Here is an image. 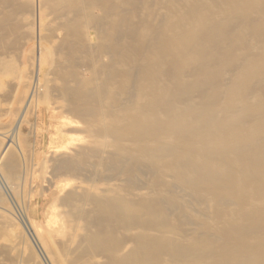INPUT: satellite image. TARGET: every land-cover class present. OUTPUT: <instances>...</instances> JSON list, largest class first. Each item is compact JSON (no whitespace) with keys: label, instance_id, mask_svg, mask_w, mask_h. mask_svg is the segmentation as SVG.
Returning <instances> with one entry per match:
<instances>
[{"label":"bare ground","instance_id":"obj_1","mask_svg":"<svg viewBox=\"0 0 264 264\" xmlns=\"http://www.w3.org/2000/svg\"><path fill=\"white\" fill-rule=\"evenodd\" d=\"M145 1L135 21L141 0H0L2 259L264 264V216L250 203L264 199V0ZM108 78L141 101L121 125L97 119L106 95L121 103ZM50 109L63 115L38 146ZM78 116L99 145L77 143ZM29 155L50 168L42 183L58 181L44 219L16 194ZM104 181L114 194L92 191Z\"/></svg>","mask_w":264,"mask_h":264},{"label":"rangeland","instance_id":"obj_2","mask_svg":"<svg viewBox=\"0 0 264 264\" xmlns=\"http://www.w3.org/2000/svg\"><path fill=\"white\" fill-rule=\"evenodd\" d=\"M141 3V4H140ZM138 3L135 7L136 8V11H132V13L130 14V18L132 20H135V21H138L139 20V17H144L146 16V13H149L151 11V3L150 2H146L145 0H141V2ZM179 5V2H174L172 3V6L174 8H176V6ZM149 6V7H148ZM140 10H139V9ZM138 9V10H137ZM143 9V10H142ZM167 9H163V11H166ZM174 18H177V17H174L172 15L169 16V19L170 20H173ZM99 35H102V33L100 32ZM106 59H108V57H106ZM118 67L120 69H123L124 68V65L122 64H118ZM124 85L126 87H128V85H130L127 81L124 82ZM106 87L107 89L109 88L110 90H115L117 91V94L119 95V98L121 100V103L120 105H118L117 103L113 102L112 99H111V96L110 95H106L104 98H102V100L99 102L98 104V113L97 114V119H102L103 117H108L110 122L111 123H114V124H118V125H121L123 124L125 121H127L129 118H131V116L133 114H135L137 112V106L140 104L141 101L139 100H136L135 98L133 97H130L129 95H127L123 90H120L116 87V82L113 78H108L107 81H106ZM129 97V98H128ZM126 98V99H125ZM113 104V107L114 105L116 106L115 108L111 107ZM123 106V107H122ZM118 107V108H117ZM109 110L111 112H109ZM52 111V112H51ZM53 113V114H52ZM50 114V115H49ZM6 115V114H5ZM5 115L1 116L0 115V120L5 117ZM38 115V120L36 121V123H39L36 127L38 129V134H39V143H38V146H41V143L43 141H41V138L43 140V138H45V135L42 136V134L44 132H46L47 130V125L48 124H51L53 128H51L52 131H56L57 128L55 127V125L57 124L56 122L59 121L63 115V113H60L59 110H48L46 111L45 113H39ZM51 116V117H50ZM44 117V118H42ZM46 117V119H45ZM53 117V120H50L52 119ZM27 118H29V116H27ZM40 118V119H39ZM58 118V119H57ZM146 117L143 116V119H145ZM30 119V118H29ZM55 119V120H54ZM44 120V121H43ZM77 120L79 121V128H80V132L75 135L76 136V141L78 140L77 138H79V136L82 135V137L79 138V140L77 141V143H82V144H88L90 146H96V145H99L98 143V140H99V137L96 133V128H97V124H95V126L91 127V128H88V124H87V119L83 116H78L77 117ZM41 121V122H39ZM55 121V122H54ZM43 122H44V126L43 125ZM46 122V123H45ZM110 123V124H111ZM42 124V125H41ZM46 124V125H45ZM40 126V127H39ZM3 128V125L0 123V131H4ZM30 128L29 125H25L24 126V130L25 132L28 131ZM43 129V130H42ZM45 129V130H44ZM43 131V133H42ZM42 133V134H41ZM109 136H112L113 137V140H115V142L119 145H122V146H126L125 147V151H128L127 149V146L129 145L128 141L125 140V139H122L116 135H114L113 133H109L108 134ZM49 136L50 134L47 133V138L49 140ZM116 137V139H115ZM26 139V142H27V137L25 138ZM82 139V140H80ZM90 139V140H89ZM75 141V142H76ZM29 143V142H27ZM28 148L30 149V145H28ZM122 151L124 152L123 150L121 149H117V151ZM27 160H28V172H29V180H28V184L27 186L22 190H17L16 191V194L19 195L18 198H20V203L22 206H25V207H30V210H29V216L30 218H34V220L37 218V219H44L48 216V210L50 208V204H51V197L50 195L53 193V191H55V187H54V183L58 182L57 179H54L52 180L53 184L49 183V182H43L42 183V178L45 179V180H48L51 178V175L49 172H47L48 170L50 171V168L46 171L42 168L41 166V161H42V158H38L37 160L34 159V158H30V155L29 157H27ZM94 161V159H93ZM36 164V165H35ZM82 165L85 164L84 161L81 162ZM43 170H42V169ZM35 169V170H34ZM38 170V172L36 173V171ZM40 171V172H39ZM33 173V174H32ZM35 173V174H34ZM41 173V174H40ZM48 173V174H47ZM47 174V176L45 175ZM109 174L108 172H106V175ZM50 175V176H49ZM47 177V178H46ZM36 178V179H35ZM40 178H41V181H40ZM174 181V180H173ZM83 184H86L88 185V182L85 181V180H82L81 181ZM47 183V184H46ZM41 184V185H40ZM45 185V186H43ZM115 183L114 182H97L95 183V187L96 189H93L92 191L95 193V194H98L100 193L101 190H106L109 194H114V190L112 189L114 187ZM39 187V188H38ZM47 187V188H45ZM54 188V189H53ZM27 189V190H25ZM47 189V190H46ZM51 190V191H50ZM38 191V192H37ZM24 193L23 194H21ZM45 192V193H44ZM63 193H61L62 195ZM31 196V197H30ZM37 196V197H36ZM9 198V197H8ZM7 197H5L3 199V203L4 204H7L6 207L9 208L10 210H12L13 212V217H14V223H16V227H19L21 225H19V212L20 210L17 209L19 208L18 207V204L16 202H13L11 200H9ZM21 198H22V201H21ZM9 200V201H8ZM8 201V202H7ZM250 203L252 205H257L258 208H259V215L260 217H263L264 216V211H263V207H264V199L262 200H254V199H250ZM31 202V203H30ZM49 202V203H48ZM23 203V204H22ZM26 204V205H24ZM47 204V205H46ZM17 205V206H16ZM45 205V206H44ZM48 206V207H47ZM44 209V210H43ZM2 210V209H1ZM15 212V213H14ZM46 212V213H44ZM18 214V215H17ZM11 215V216H12ZM15 215V216H14ZM32 216V217H31ZM18 217V218H17ZM33 220V219H32ZM16 221V222H15ZM14 227V228H16ZM66 230V229H65ZM64 234L61 233V236H63ZM60 236V235H59ZM35 244V243H34ZM36 245V244H35ZM37 247V246H36ZM38 249V247H37ZM36 249V250H37ZM39 251V249H38ZM40 252V251H39ZM41 254V252H40ZM41 256L43 257V255L41 254ZM0 264H18L17 261L15 260H9L7 258H4L2 259V257H0ZM31 264V263H30Z\"/></svg>","mask_w":264,"mask_h":264}]
</instances>
